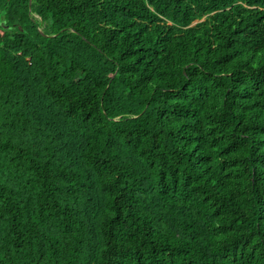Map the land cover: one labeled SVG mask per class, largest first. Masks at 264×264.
I'll return each mask as SVG.
<instances>
[{"label": "trees", "instance_id": "trees-1", "mask_svg": "<svg viewBox=\"0 0 264 264\" xmlns=\"http://www.w3.org/2000/svg\"><path fill=\"white\" fill-rule=\"evenodd\" d=\"M0 264H264V0H0Z\"/></svg>", "mask_w": 264, "mask_h": 264}]
</instances>
